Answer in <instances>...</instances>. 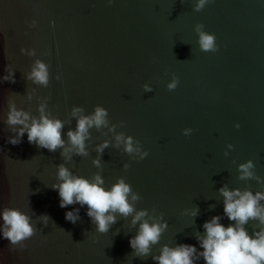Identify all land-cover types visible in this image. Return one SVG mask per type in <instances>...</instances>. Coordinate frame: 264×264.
Here are the masks:
<instances>
[{"label": "water", "instance_id": "water-1", "mask_svg": "<svg viewBox=\"0 0 264 264\" xmlns=\"http://www.w3.org/2000/svg\"><path fill=\"white\" fill-rule=\"evenodd\" d=\"M194 2L0 0V76L9 64L15 79L0 83V208H19L41 229L22 252L9 253V242L0 239V264H154L151 256L132 257L131 217H117L105 234L95 232L86 206L76 224L65 221V212L79 205L61 209L51 189L56 166L64 163L60 150L30 145L26 134L19 145L7 143L13 135L4 124L9 99L38 115V103L47 98V110L64 121V132L75 127L73 106L85 114L102 106L110 123H123L116 131L139 141L149 155L137 162L110 147L100 157V171L106 187L125 178L141 197L137 210L163 214L168 228L152 255L164 244L202 250L194 235L212 216H223V185L261 189L254 180L240 181L237 167L252 160L264 178V0H214L200 12L193 11ZM32 20L35 28H29ZM197 24L215 35L217 52L199 50ZM21 48L35 49L36 56L22 55ZM35 59L49 65L47 88L24 77ZM173 75L179 83L168 91ZM145 84L153 91L145 93ZM186 128L193 130L187 137ZM105 139L112 140L106 129L92 130L90 155L73 156L66 167L90 179L98 171L94 146ZM194 207L195 218L181 215ZM42 214L50 217L47 226L40 224ZM247 227L251 232L255 225Z\"/></svg>", "mask_w": 264, "mask_h": 264}, {"label": "clouds", "instance_id": "clouds-1", "mask_svg": "<svg viewBox=\"0 0 264 264\" xmlns=\"http://www.w3.org/2000/svg\"><path fill=\"white\" fill-rule=\"evenodd\" d=\"M214 0H195L193 11L200 12ZM111 5L113 0H107ZM54 26V22H50ZM36 27V20H32L29 28ZM194 31L198 37L197 44L201 52L218 51L216 37L204 30L202 24H197ZM22 55L35 57V49L21 48ZM5 75L0 76V83H15L14 70L9 64L4 67ZM24 77L31 84L47 88L50 81L49 65L35 59L30 71ZM61 81L62 74L55 76ZM179 83L178 78L173 75L167 83L168 91H174ZM35 89H33L34 91ZM143 91L150 93L153 89L143 85ZM33 98L32 92L27 93L28 101ZM7 114L4 124L13 134L8 137L7 143L16 146L27 136V142L37 148L46 149L48 152L60 150V156L64 163L56 166V183L51 184V189L56 191L59 197V207L66 209L69 206L72 210L66 211L64 219L66 222L76 224L80 221V209L86 206L85 215L94 226L98 234L108 233L110 228L117 223V217L129 218L130 226L136 229V234L128 241L132 249L133 258H148L151 256L154 264H197L203 260L204 264H264V178L255 174V166L252 160L241 163L237 167L238 179L240 181L254 180L262 185L260 190L253 192L250 189H230L227 184L218 189L222 198L223 216H212L202 224L203 233L196 232L194 237L199 246L191 244H176L169 246L164 244L159 249V254L152 255V248L161 239L162 234L168 228L167 221L163 214H157L155 208L149 213L147 209L137 210L136 203L141 199L140 195L132 190L125 178H117L110 186H105L102 178V162L100 157L106 149L113 148L122 150L132 160L142 161L148 155L139 141L132 136L117 132L118 127L123 123L114 124L109 121L107 109L102 106H95L91 113L85 114V109L73 106L70 111V119L75 121V127L64 132L65 123L59 118L52 116L47 110V98L40 100L36 109L38 115H32L29 111L17 108L12 100L7 101ZM238 129L239 124L235 125ZM106 129L112 134V140H103L94 146L97 157L92 160V165L98 171L86 179L75 175L66 165L72 161L73 156L81 158L90 155L89 141H91L92 130L101 133ZM191 128L183 130L185 137L192 133ZM64 137V138H62ZM232 150V145H228ZM225 157L228 152L224 153ZM130 165L125 163V172ZM199 209L194 207L185 209L181 215L195 218ZM227 218L229 224L225 226L222 219ZM40 224L47 226L50 217L42 214L39 217ZM254 223V229L249 232L247 225ZM38 230L32 217L19 208H0V239L7 240L9 253L22 252L26 249L25 242L31 239Z\"/></svg>", "mask_w": 264, "mask_h": 264}]
</instances>
